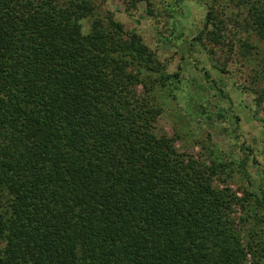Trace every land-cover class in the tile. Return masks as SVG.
Wrapping results in <instances>:
<instances>
[{
  "label": "trees",
  "instance_id": "obj_1",
  "mask_svg": "<svg viewBox=\"0 0 264 264\" xmlns=\"http://www.w3.org/2000/svg\"><path fill=\"white\" fill-rule=\"evenodd\" d=\"M93 8L0 0V264H264L221 162L156 128L178 72Z\"/></svg>",
  "mask_w": 264,
  "mask_h": 264
},
{
  "label": "rangeland",
  "instance_id": "obj_2",
  "mask_svg": "<svg viewBox=\"0 0 264 264\" xmlns=\"http://www.w3.org/2000/svg\"><path fill=\"white\" fill-rule=\"evenodd\" d=\"M92 1L83 31L110 14L124 42L140 36L163 69L178 72L156 128L180 151L221 162L215 182L244 195L233 214L243 218L244 239L262 245L264 208L254 199L264 193V58L253 10L263 0Z\"/></svg>",
  "mask_w": 264,
  "mask_h": 264
}]
</instances>
